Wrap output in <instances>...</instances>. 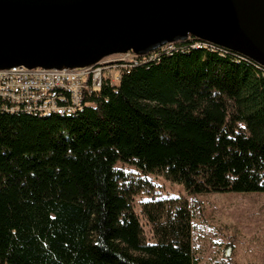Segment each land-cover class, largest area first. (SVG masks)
<instances>
[{
  "label": "trees",
  "instance_id": "16d2710c",
  "mask_svg": "<svg viewBox=\"0 0 264 264\" xmlns=\"http://www.w3.org/2000/svg\"><path fill=\"white\" fill-rule=\"evenodd\" d=\"M119 163L188 193L264 192L263 70L189 47L124 71L76 116L0 110V264H195L189 201Z\"/></svg>",
  "mask_w": 264,
  "mask_h": 264
},
{
  "label": "water",
  "instance_id": "95a60500",
  "mask_svg": "<svg viewBox=\"0 0 264 264\" xmlns=\"http://www.w3.org/2000/svg\"><path fill=\"white\" fill-rule=\"evenodd\" d=\"M191 38L264 67V0H0V69L84 67Z\"/></svg>",
  "mask_w": 264,
  "mask_h": 264
},
{
  "label": "rangeland",
  "instance_id": "374dc122",
  "mask_svg": "<svg viewBox=\"0 0 264 264\" xmlns=\"http://www.w3.org/2000/svg\"><path fill=\"white\" fill-rule=\"evenodd\" d=\"M118 165L147 178L154 185V197L180 196L189 201L195 264H264V192L188 193L183 185L163 175ZM147 197L140 194L134 205L150 237L141 210V202Z\"/></svg>",
  "mask_w": 264,
  "mask_h": 264
},
{
  "label": "built area",
  "instance_id": "2783aa9c",
  "mask_svg": "<svg viewBox=\"0 0 264 264\" xmlns=\"http://www.w3.org/2000/svg\"><path fill=\"white\" fill-rule=\"evenodd\" d=\"M189 47L219 49L191 38L187 43L166 44L147 55L132 51L112 54L84 67L57 69L12 66L0 69V110L39 117L55 114L76 116L91 105V98L104 85L116 87L124 71ZM256 66L264 72V67Z\"/></svg>",
  "mask_w": 264,
  "mask_h": 264
}]
</instances>
